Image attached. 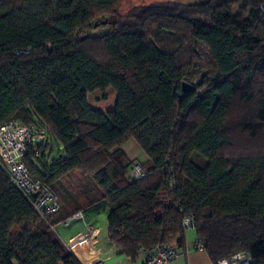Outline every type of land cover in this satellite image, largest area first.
Returning a JSON list of instances; mask_svg holds the SVG:
<instances>
[{"label": "trees", "instance_id": "16d2710c", "mask_svg": "<svg viewBox=\"0 0 264 264\" xmlns=\"http://www.w3.org/2000/svg\"><path fill=\"white\" fill-rule=\"evenodd\" d=\"M123 1L0 0V125L45 135L23 161L60 202L41 216L0 161V264H81L54 228L101 202L120 254L182 246L191 215L214 264L240 252L264 264V151H224L233 104L250 107L244 135L264 129V0L157 2L120 15ZM102 25L107 33L88 35ZM185 40L191 56L180 63ZM108 89L111 108H93L88 96ZM129 141L148 159L143 178L112 160ZM74 173L84 182L71 192L62 184Z\"/></svg>", "mask_w": 264, "mask_h": 264}, {"label": "built area", "instance_id": "2783aa9c", "mask_svg": "<svg viewBox=\"0 0 264 264\" xmlns=\"http://www.w3.org/2000/svg\"><path fill=\"white\" fill-rule=\"evenodd\" d=\"M44 140L45 135L42 132L34 133L30 127L19 121L9 120L0 125V161L8 171L11 183L32 202L37 213L41 216H54L60 210L58 196L41 181L34 179L23 161L28 147L30 145L39 147ZM127 175L129 178L140 179L145 176V171L141 165L135 163L132 164ZM74 217H78V215H74ZM62 223L67 226V220ZM182 224L185 230L195 227L191 215L184 218ZM195 247L203 250V244L198 240ZM141 252L145 255L144 264H168L178 256V249L174 242L140 248L138 253ZM216 264H251V258L244 252L232 253L227 257L220 258Z\"/></svg>", "mask_w": 264, "mask_h": 264}, {"label": "crops", "instance_id": "0c3cea01", "mask_svg": "<svg viewBox=\"0 0 264 264\" xmlns=\"http://www.w3.org/2000/svg\"><path fill=\"white\" fill-rule=\"evenodd\" d=\"M47 149L51 148L47 146ZM83 182V179L77 181L78 184ZM62 185L65 190H69L67 183ZM107 212L108 208L102 202L85 208L75 214L78 217L69 216L67 226L59 223L54 228L55 232L61 243L76 256L81 264L97 262L102 264H144L145 255L142 252L132 258L120 254L109 242ZM184 236V244L177 247L178 256L168 264H214L205 248L200 250L195 247L198 238L194 228L186 230Z\"/></svg>", "mask_w": 264, "mask_h": 264}, {"label": "rangeland", "instance_id": "374dc122", "mask_svg": "<svg viewBox=\"0 0 264 264\" xmlns=\"http://www.w3.org/2000/svg\"><path fill=\"white\" fill-rule=\"evenodd\" d=\"M173 1L176 3H183V4H192V3H201L206 0H124L118 8V13L120 15L126 14L128 11L133 9L134 7H148L152 4H155L157 2H168ZM107 30H109V27L106 25H102L100 27H97L95 29H92L89 31V36H102L103 34L107 33ZM87 35V36H88ZM191 46L190 42L188 40H185L183 43V47L181 50V58L180 63L186 62L189 57L191 56ZM94 54L97 56V58L103 60L105 59L104 52L101 51L99 47H93ZM203 71H206L205 69ZM200 80V77H196L193 80V83H197ZM114 101V93L111 89H108L106 91H98L90 94L88 96V102L89 104L95 108L100 109L103 112H106L109 110L112 106V103ZM249 106H244L240 103L233 104V107L231 109V114L228 119V127H227V134L231 137V144L225 148L226 154H235V153H241L243 151H254L260 153L261 151H264V147H262V139H264V129L261 130L259 133V137L257 139L251 140L249 139L248 135H244L245 132L241 131V126L243 122H245L247 119L250 118L249 113ZM113 162L119 167V168H126L129 164L136 163L146 164L147 157L143 150H141L134 142L129 141L127 143H124V145L120 148V151L118 154L112 157ZM64 183H67V187L71 192H76L78 189V183L77 181L79 176L78 173L70 174L66 176ZM191 229V228H190ZM189 230V229H188Z\"/></svg>", "mask_w": 264, "mask_h": 264}, {"label": "water", "instance_id": "95a60500", "mask_svg": "<svg viewBox=\"0 0 264 264\" xmlns=\"http://www.w3.org/2000/svg\"><path fill=\"white\" fill-rule=\"evenodd\" d=\"M103 24H105V22H103ZM95 26H97V25H95Z\"/></svg>", "mask_w": 264, "mask_h": 264}]
</instances>
